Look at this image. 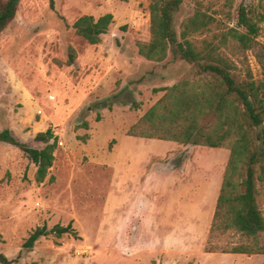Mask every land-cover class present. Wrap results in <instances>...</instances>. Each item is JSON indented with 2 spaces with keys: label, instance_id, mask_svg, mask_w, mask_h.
Returning a JSON list of instances; mask_svg holds the SVG:
<instances>
[{
  "label": "rangeland",
  "instance_id": "1",
  "mask_svg": "<svg viewBox=\"0 0 264 264\" xmlns=\"http://www.w3.org/2000/svg\"><path fill=\"white\" fill-rule=\"evenodd\" d=\"M149 2L21 0L0 33V130L10 129L37 147L44 145L33 140L40 131L51 127L59 137L50 171L54 180L42 183L25 153L0 141V252L17 258L39 225L72 222L77 231L40 238L14 264L264 263V254L205 251L215 211L210 186L223 173L228 149L189 144L170 150L173 142L127 134L166 88L196 71L171 55L163 62L146 59L133 36L121 30L146 22ZM241 5L264 11V0H183L177 31L197 9L217 19L198 35L201 41L230 27L244 30L238 22ZM108 12L114 21L99 44L71 27L81 15ZM260 26L264 43V23ZM233 58L241 76L264 77L252 52ZM263 129L264 124L259 141ZM259 189L264 211V185ZM237 240L224 236L219 242Z\"/></svg>",
  "mask_w": 264,
  "mask_h": 264
},
{
  "label": "trees",
  "instance_id": "2",
  "mask_svg": "<svg viewBox=\"0 0 264 264\" xmlns=\"http://www.w3.org/2000/svg\"><path fill=\"white\" fill-rule=\"evenodd\" d=\"M21 0H0V33L15 18ZM183 0H150L143 9L148 20L139 26L122 25L129 32L140 55L155 62L186 61L195 67V76L185 78L165 89L164 95L134 124L127 134L144 138L171 140L183 145L226 148L230 151L217 199L206 252L264 254V211L259 202V183L264 185V138L259 141L256 129L264 124V77H243L233 57L252 52L264 70V43L259 41L264 11L241 5L239 25L222 31L213 40L198 35L210 30L215 16L197 9L182 23L179 34L175 16ZM255 13V14H253ZM114 21L111 12L95 17L84 14L71 25L88 43H101ZM69 64L75 61L71 46ZM83 127H87L84 123ZM264 135V129H263ZM58 135L51 128L38 132L37 147L20 139L12 130H0V141L20 148L36 165L35 180H54L50 175L58 148ZM77 234L72 222L35 227L23 243L17 258L0 252V263L14 264L24 250H31L42 237L61 238ZM224 236L237 241L221 244ZM264 264V263H263Z\"/></svg>",
  "mask_w": 264,
  "mask_h": 264
},
{
  "label": "crops",
  "instance_id": "3",
  "mask_svg": "<svg viewBox=\"0 0 264 264\" xmlns=\"http://www.w3.org/2000/svg\"><path fill=\"white\" fill-rule=\"evenodd\" d=\"M132 137H137V138H144V137H138V136H132ZM149 139H152V138H149ZM167 142H173V143H171V146H169L168 148L170 149V150H172V149H174V148H177V146L178 145H183V144H179L178 142H175V141H171V140H166ZM119 145H120V143H118V146L116 147V148H118L119 147ZM201 146V145H200ZM203 147H208V146H203ZM210 148H212V147H210ZM169 149H167V150H169ZM218 149H220V148H218ZM152 153H154V152H152ZM226 164H227V158H226V160L224 161V164H223V166H224V168H222L223 170V173L222 174H220V176H219V179H215V183H214V185H211L210 186V188H211V190L213 191V193H214V204H213V206L212 207H216V203H217V199H218V196H219V193H220V189H221V185H222V181H223V177H224V173H225V169H226ZM222 175V176H221ZM214 177L213 176H209L208 177V182H213V179ZM209 216V215H208ZM211 222V214H210V216H209V220H208V223H210Z\"/></svg>",
  "mask_w": 264,
  "mask_h": 264
},
{
  "label": "water",
  "instance_id": "4",
  "mask_svg": "<svg viewBox=\"0 0 264 264\" xmlns=\"http://www.w3.org/2000/svg\"><path fill=\"white\" fill-rule=\"evenodd\" d=\"M263 124H260L257 129V138L261 139V130H262Z\"/></svg>",
  "mask_w": 264,
  "mask_h": 264
}]
</instances>
